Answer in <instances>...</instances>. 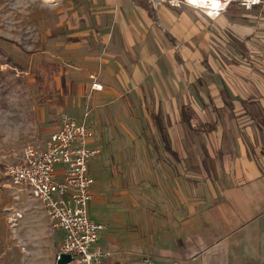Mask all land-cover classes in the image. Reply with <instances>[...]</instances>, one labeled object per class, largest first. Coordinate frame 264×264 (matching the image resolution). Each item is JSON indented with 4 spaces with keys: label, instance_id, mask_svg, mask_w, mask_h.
<instances>
[{
    "label": "crops",
    "instance_id": "obj_1",
    "mask_svg": "<svg viewBox=\"0 0 264 264\" xmlns=\"http://www.w3.org/2000/svg\"><path fill=\"white\" fill-rule=\"evenodd\" d=\"M55 19L42 53L56 46V61L37 62L57 66L56 112L89 115L98 264H264V3L212 21L147 0H59ZM25 208L11 234L40 245L24 264H56L63 234L38 202Z\"/></svg>",
    "mask_w": 264,
    "mask_h": 264
},
{
    "label": "rangeland",
    "instance_id": "obj_2",
    "mask_svg": "<svg viewBox=\"0 0 264 264\" xmlns=\"http://www.w3.org/2000/svg\"><path fill=\"white\" fill-rule=\"evenodd\" d=\"M50 20L56 22L55 4L43 0H0V264H24V249L40 245L20 242L11 234L13 230L7 221L9 210L30 215L32 209H26L25 205L31 199L5 179L4 170L18 162L26 145H41L59 129L63 117H71L69 113H57L49 102H42L34 82L38 60L45 57L56 61V46L52 47L53 53L50 50V56L43 51L48 43L57 42V35L48 38L51 33L46 24ZM219 49L215 48L217 53ZM45 78L52 86L54 102L60 103L56 92L60 89L59 73ZM56 168L58 171L62 167ZM29 221L30 218L24 217L20 224ZM53 231L57 234V230ZM48 247L42 244L41 249ZM14 249L18 250L16 258Z\"/></svg>",
    "mask_w": 264,
    "mask_h": 264
},
{
    "label": "built area",
    "instance_id": "obj_3",
    "mask_svg": "<svg viewBox=\"0 0 264 264\" xmlns=\"http://www.w3.org/2000/svg\"><path fill=\"white\" fill-rule=\"evenodd\" d=\"M56 4L59 0H43ZM156 8L168 5L174 8L189 7L201 12L209 20H216L234 3L250 11L264 0H147ZM93 79V78H92ZM91 91L100 92L97 82ZM88 113L81 119L63 117L59 129L51 134L45 148L26 145L21 159L4 170V177L19 192H25L32 201L38 202L52 227L63 234L55 262L60 255H69L75 264H98L107 256L101 250H92L105 226L92 221L88 204L92 199L94 180L89 176V164L98 149L89 147L93 130L88 125ZM57 166L62 168L57 171ZM7 219L11 229L17 228L24 218L23 211L10 209ZM145 264H151L145 260Z\"/></svg>",
    "mask_w": 264,
    "mask_h": 264
},
{
    "label": "trees",
    "instance_id": "obj_4",
    "mask_svg": "<svg viewBox=\"0 0 264 264\" xmlns=\"http://www.w3.org/2000/svg\"><path fill=\"white\" fill-rule=\"evenodd\" d=\"M57 70V66L53 64H47L43 62H37L36 63V70H35V76H34V82L35 86L37 87L38 92L41 94V101L42 102H49L50 106L52 107H58L57 104H55L53 99V89L49 82V80H46L45 75H53Z\"/></svg>",
    "mask_w": 264,
    "mask_h": 264
},
{
    "label": "water",
    "instance_id": "obj_5",
    "mask_svg": "<svg viewBox=\"0 0 264 264\" xmlns=\"http://www.w3.org/2000/svg\"><path fill=\"white\" fill-rule=\"evenodd\" d=\"M72 263V258L69 255H60L56 264H70Z\"/></svg>",
    "mask_w": 264,
    "mask_h": 264
}]
</instances>
